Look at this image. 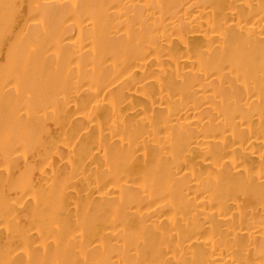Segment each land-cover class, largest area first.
Segmentation results:
<instances>
[{
    "label": "bare ground",
    "instance_id": "1",
    "mask_svg": "<svg viewBox=\"0 0 264 264\" xmlns=\"http://www.w3.org/2000/svg\"><path fill=\"white\" fill-rule=\"evenodd\" d=\"M0 264H264V0H0Z\"/></svg>",
    "mask_w": 264,
    "mask_h": 264
}]
</instances>
